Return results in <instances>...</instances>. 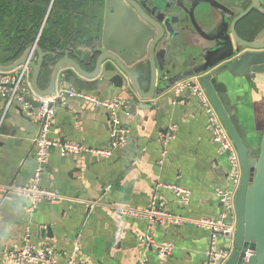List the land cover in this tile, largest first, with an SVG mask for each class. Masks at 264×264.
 I'll list each match as a JSON object with an SVG mask.
<instances>
[{"label":"crops","instance_id":"0c3cea01","mask_svg":"<svg viewBox=\"0 0 264 264\" xmlns=\"http://www.w3.org/2000/svg\"><path fill=\"white\" fill-rule=\"evenodd\" d=\"M18 1L21 0H0L3 7H0L3 14L0 65L12 64L23 49L34 44L35 38L43 39L42 45H37L45 53L69 44L83 50L87 48L88 44L81 45L85 36H70L65 31L60 36L66 37L55 44L53 27L47 23L42 27L43 6L30 10L29 17L22 12L25 18L10 29L7 8H21ZM242 6L247 7V2ZM199 8L187 11V21L182 25L179 40L183 47L184 44L188 48L204 44L206 36L219 26L220 16L216 11L210 12L206 7L211 18L205 22ZM93 18L89 36L94 34L99 22ZM249 19L264 24V17L258 13H253ZM11 34L20 37L17 45L8 44ZM239 35L246 40L251 38L243 29L239 30ZM208 45L213 46L212 42ZM187 51L184 53L185 75H175L179 73L177 69L170 71L169 77H174L175 82H180V78L196 71L202 64L198 48ZM166 60H170L169 55ZM48 68L38 83L40 90L49 85ZM71 73L73 81L57 83L56 89L78 90L97 101L109 100L107 90L90 88L95 81H85L74 71ZM224 84L225 99L245 134V147L250 157H256L264 134V72L229 75ZM128 94L117 91L113 96L127 99L126 108L119 114L128 130L126 146L114 150L109 158L94 154L62 158L52 150L39 186L55 191L61 199L53 203L39 201L32 211H29L28 197L14 193L6 195L4 189L30 183L37 167L33 143L39 123L22 114L15 105L5 110L4 101L0 99V264H9L7 255L22 244L27 228L32 244L54 248L57 264H66L74 245L80 246L81 254L91 264H205L209 231L191 223L150 224L140 212L150 207L155 196L157 209L175 218L189 222L220 219L223 205L217 193L234 189L228 179V156L212 142L207 116L194 96L190 95L189 102L176 101L182 95L175 94L173 89L164 97L151 100H142L132 92ZM39 100L37 96L31 99ZM172 127L175 128L174 138L163 146L160 137ZM51 136L62 142L107 149L110 141L108 114L91 102L67 97L58 105ZM168 185L191 190L189 205H181L164 187ZM115 207L138 213L118 214ZM142 234L172 244L171 256L162 260L154 249L141 246L137 235ZM218 247L228 248L229 243L220 239Z\"/></svg>","mask_w":264,"mask_h":264},{"label":"water","instance_id":"95a60500","mask_svg":"<svg viewBox=\"0 0 264 264\" xmlns=\"http://www.w3.org/2000/svg\"><path fill=\"white\" fill-rule=\"evenodd\" d=\"M206 7L219 14V26L206 36L204 44L189 47L198 48L202 64L178 81L198 78L238 153L241 180L233 199L235 235L224 264H264V134L257 156L250 157L243 129L225 99L224 84L229 75L264 72V24L249 19L253 13L264 17V0H105L88 45L86 39L81 42L87 46L85 50L69 44L45 53L35 38L12 64L0 65V72L28 63L38 98L53 95L57 83L73 81L67 75L70 68L81 79L95 81L90 85L93 90H107L109 99L117 91L124 95L132 92L142 100L161 98L178 83L169 77L172 65L166 56H175L187 11L199 8L207 22L211 17ZM240 29L251 38L243 39ZM46 66L51 70L50 82L40 90L38 83ZM181 95L176 101H190L189 90ZM30 103L39 105V101ZM247 252L252 254L246 260Z\"/></svg>","mask_w":264,"mask_h":264},{"label":"built area","instance_id":"2783aa9c","mask_svg":"<svg viewBox=\"0 0 264 264\" xmlns=\"http://www.w3.org/2000/svg\"><path fill=\"white\" fill-rule=\"evenodd\" d=\"M30 73L28 63H24L13 70L0 72V99L4 101L5 110L15 105L20 108L22 114L28 118L35 119L39 123V132L34 139V158L37 167L27 186H19L13 188H5L4 193L26 196L30 199V209L32 211L39 201L53 203L61 198L53 190L42 189L39 186L41 174L45 171L47 158L52 150L58 152L59 157L79 156L82 154H94L103 158L112 156V152L122 149L127 144L128 130L120 119V112L126 108L127 99L122 96L97 101L90 95L76 92L73 89L62 90L56 89L53 95L40 98L39 105L32 107L30 101L35 93L30 83ZM189 90L194 96L206 114L208 126L210 129L211 140L217 144L221 151L228 156L229 175L228 179L234 189L228 192H218L217 196L223 205V214L220 219H201L197 221H187L178 219L169 213L159 211L156 207V197H153L151 205L148 209L140 213L146 217L150 224H178L191 223L196 227L204 228L209 231V243L205 254V264H224L230 256L233 239L235 235L236 213L234 210V195L241 180V166L237 150L232 143L227 131L225 130L220 118L211 105L208 97L202 89L198 78L191 77L189 79L178 82L173 87L175 94H183ZM67 97H77L81 100L91 102L95 107L104 110L109 117L110 141L107 149H93L83 145L62 142L51 136L52 123L56 115L59 104L64 102ZM6 112V111H5ZM174 127L161 135L160 141L165 146L174 138ZM169 189L174 197L183 206H188L192 196L191 190L179 185L164 186ZM157 186L155 187V189ZM118 214L136 215L138 212L126 210L124 208H113ZM224 239L229 243L228 248H219L218 241ZM137 241L144 248L154 249L158 258L162 260L168 259L173 252V245L168 242H158L150 234L137 235ZM252 252H247V257ZM9 264H57V254L51 246H35L31 242L30 231L27 228L22 236V244L16 250L8 253ZM66 264H91L86 256L81 254V248L74 245L72 254L68 258Z\"/></svg>","mask_w":264,"mask_h":264},{"label":"flooded vegetation","instance_id":"af4514ba","mask_svg":"<svg viewBox=\"0 0 264 264\" xmlns=\"http://www.w3.org/2000/svg\"><path fill=\"white\" fill-rule=\"evenodd\" d=\"M18 2L20 3L21 8H7L8 27L12 29V25L18 24L21 19L25 18L21 15L22 12L25 13L27 17H29V15L31 14L30 10L33 7L43 6L45 10L42 22L44 21V24L47 23L50 27H53V33L56 34L55 44L57 41L62 40V38L66 37L60 36L62 35L61 33H64V31L67 35L70 36H74V34H77L80 37L85 36V43H88L90 38L88 34V29L91 25L90 23L91 21H93V17H96L98 21L101 19L105 5V0H21ZM9 38L11 40L7 41L8 44L13 43L17 45L18 41L20 40V37H16L12 34ZM42 40L43 39H38V43H40L41 45L43 43ZM55 44L52 45V48L55 47ZM188 49V46L184 44L183 47V44L179 42V46H176L175 48V56L171 57L170 55L169 61L173 59V62H170L172 65V72L177 69L179 71L178 74H175L177 76L181 77L185 75V72L183 70V67L185 65L184 53L188 52ZM69 58L71 59L70 56ZM45 68L43 69L41 77L45 72ZM49 70L47 71L51 75V70ZM69 70L71 71L68 72L67 75L71 78V80H73V75L71 73L73 70L71 68Z\"/></svg>","mask_w":264,"mask_h":264},{"label":"trees","instance_id":"16d2710c","mask_svg":"<svg viewBox=\"0 0 264 264\" xmlns=\"http://www.w3.org/2000/svg\"><path fill=\"white\" fill-rule=\"evenodd\" d=\"M0 7L3 9V7H2L1 5H0ZM39 7H41V6H39ZM2 19H3V14H2V12H1V13H0V20L3 21ZM0 24H1V23H0ZM24 47H25V46H23V48H24ZM23 48H22V49H23ZM23 50H24V49H23ZM21 53H22V52H20L19 54H21ZM19 54L17 53V55H16L13 59L15 60V59L18 57Z\"/></svg>","mask_w":264,"mask_h":264},{"label":"rangeland","instance_id":"374dc122","mask_svg":"<svg viewBox=\"0 0 264 264\" xmlns=\"http://www.w3.org/2000/svg\"><path fill=\"white\" fill-rule=\"evenodd\" d=\"M33 8H34V7H33ZM33 8H32V9H33ZM39 8H40V7L38 6V8H37V9H39ZM32 9H31V10H32Z\"/></svg>","mask_w":264,"mask_h":264}]
</instances>
